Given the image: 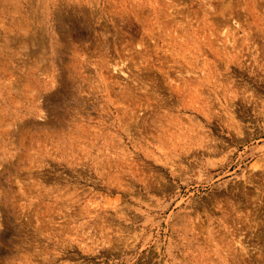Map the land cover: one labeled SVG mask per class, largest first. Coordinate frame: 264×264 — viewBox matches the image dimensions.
Returning a JSON list of instances; mask_svg holds the SVG:
<instances>
[{"label": "rangeland", "instance_id": "rangeland-1", "mask_svg": "<svg viewBox=\"0 0 264 264\" xmlns=\"http://www.w3.org/2000/svg\"><path fill=\"white\" fill-rule=\"evenodd\" d=\"M150 3L0 0V264H264V0Z\"/></svg>", "mask_w": 264, "mask_h": 264}, {"label": "snow or ice", "instance_id": "snow-or-ice-1", "mask_svg": "<svg viewBox=\"0 0 264 264\" xmlns=\"http://www.w3.org/2000/svg\"><path fill=\"white\" fill-rule=\"evenodd\" d=\"M226 2H230L233 3V7H235V3L234 0H226ZM132 3L134 5H138V6H142L144 8H148L151 6L150 0H132ZM262 10H264V4H262L261 6ZM232 23L235 24L236 28H240L241 24L240 23H235V20L232 21ZM257 43H259L261 45L262 48H264V32H261L259 34V36L256 38ZM137 47H140L141 49H143L144 44L141 43L140 45H137ZM231 69L225 66H222L221 71L223 74H227ZM143 80H148L151 81L153 79L152 74H151V70L150 69H146V74L142 77ZM261 79L264 80V75H261ZM158 82L161 83L162 87H161V92L163 93L164 99H167V89L166 87H164V82L163 81H159V79L157 78ZM225 84L228 85V89L227 91L229 93H231L232 95H234L236 98L238 99H245L248 100L249 102L252 101H258L259 104H264V86L260 87L257 91L259 93L258 97L253 96V90H254V84L251 80L248 81V86H245V84L243 82H231V78L228 77V79H226ZM173 85H175V82H172ZM234 107V105L230 106ZM225 113L224 112H220V116H224ZM257 116L259 117V119L261 121H264V107L259 108V111L257 113ZM242 119V117H241ZM232 128L236 129L238 128V124L236 122V120H231L230 121ZM247 130V129H245ZM261 135L264 136V131L261 132ZM257 171V175L252 177L253 182L258 183L260 185V189L262 191H264V170H256ZM262 199H264V197H262Z\"/></svg>", "mask_w": 264, "mask_h": 264}, {"label": "bare ground", "instance_id": "bare-ground-1", "mask_svg": "<svg viewBox=\"0 0 264 264\" xmlns=\"http://www.w3.org/2000/svg\"><path fill=\"white\" fill-rule=\"evenodd\" d=\"M59 14V13H58ZM60 19V18H59ZM58 19V20H59ZM64 20V19H63ZM60 22H61V20H60ZM64 22V21H63ZM58 32V31H57ZM27 37H29V36H27ZM32 40V39H31ZM25 46V45H24ZM26 47V46H25ZM53 54V53H52ZM31 55V54H30ZM28 56V55H27ZM41 59V58H40ZM42 60V59H41ZM44 60V59H43ZM49 60V59H48ZM44 61H46V58H45V60ZM38 64V63H37ZM43 64V63H42ZM49 65V64H48ZM125 68V67H124ZM127 68V67H126ZM129 68V67H128ZM119 69H121V68H119ZM118 69V70H119ZM130 70V69H129ZM58 71V70H57ZM43 72H44V70H43ZM55 74V73H54ZM42 75H44V73H42ZM123 75H125V74H123ZM63 81V80H62ZM58 88V87H57ZM47 91V90H46ZM49 92V91H48ZM56 93H58V92H56ZM42 94H44V93H42ZM58 95V94H57ZM43 97V96H42ZM49 98V97H48ZM45 99V98H44ZM46 100V99H45Z\"/></svg>", "mask_w": 264, "mask_h": 264}]
</instances>
